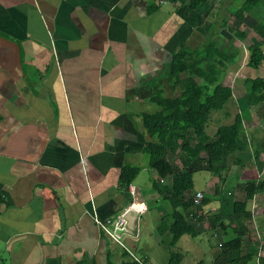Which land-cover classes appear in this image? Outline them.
<instances>
[{
  "label": "crops",
  "instance_id": "obj_1",
  "mask_svg": "<svg viewBox=\"0 0 264 264\" xmlns=\"http://www.w3.org/2000/svg\"><path fill=\"white\" fill-rule=\"evenodd\" d=\"M220 1L0 0V264H123L134 250L141 264H167L146 243L138 254L143 217L163 200L142 114L158 109L151 96L173 54L205 34ZM240 114L256 164L250 138L264 142V105ZM125 165L140 166L126 186ZM263 177L256 164L246 182ZM131 207L123 246L95 216Z\"/></svg>",
  "mask_w": 264,
  "mask_h": 264
},
{
  "label": "trees",
  "instance_id": "obj_2",
  "mask_svg": "<svg viewBox=\"0 0 264 264\" xmlns=\"http://www.w3.org/2000/svg\"><path fill=\"white\" fill-rule=\"evenodd\" d=\"M208 1L189 0V7L197 9ZM261 5H264V0H241L240 4L235 6L234 12L237 28L233 38L247 39V65L257 69L264 66V16L247 33L240 26L246 13L259 11ZM216 16L218 17L217 13ZM229 19L226 18V23ZM209 39L202 46L183 44L173 54L164 88H160L151 96V101L158 109L142 114V124L149 136L144 142V150L148 156L149 166L156 171L152 186L161 195L163 202L169 203L172 208L171 220L168 222L162 219L157 229L161 235L167 231L170 237L172 236L171 247L185 234L197 236L196 223L205 219L204 207L212 202L216 195L223 194L221 186L216 184L215 193L204 196L197 204L195 197L198 190L194 185L196 171L212 172L221 180L226 157L250 147L241 114H237L233 123L220 126L213 136L206 131L212 111L223 109L235 94L232 84L223 83L220 74L228 64L236 60L238 53ZM246 82L249 85V91L246 93L247 107L256 102L264 105V76L248 77ZM167 86L171 88L169 92L173 95L166 94ZM177 92L178 94L174 95ZM263 151L264 142L260 148L254 150L260 172L264 171ZM171 154L176 155L175 160L171 159ZM234 161L242 163L238 157H235ZM139 171L138 165L123 166L120 182L125 186L129 185ZM167 176L171 177L170 183L162 181ZM241 187L243 188L241 200L234 201L231 214L228 215L229 222L223 223L224 215L214 216L219 220L225 235L234 233L233 237L225 239L221 247L223 255L234 253L236 255L230 260L223 259L219 264H250L253 260L251 253L239 254L247 226H239L238 221L253 217L248 204L257 194L264 193V177L253 179ZM214 221H211L212 225ZM232 225L234 228L228 232L227 228ZM182 259L183 254L170 250L167 264H181ZM123 264L141 263L133 255L127 258L126 254Z\"/></svg>",
  "mask_w": 264,
  "mask_h": 264
},
{
  "label": "rangeland",
  "instance_id": "obj_3",
  "mask_svg": "<svg viewBox=\"0 0 264 264\" xmlns=\"http://www.w3.org/2000/svg\"><path fill=\"white\" fill-rule=\"evenodd\" d=\"M240 1L241 0H221L220 5L217 6L216 9L218 10L219 8V13L217 11L219 18L217 16H210L209 21H206L207 17H205V34L193 38L195 39L193 43L194 46H202L209 38H212L221 46L226 45L229 49L233 50V52L238 51V53H236V60L228 64V67L220 74L223 83L232 84L235 94L225 104L223 109L212 111L206 127V131L212 136L220 126L233 123L237 114H240L243 108L250 107H247L248 100L246 98V93L249 91V85L246 79L248 77L254 78L259 75L264 76V66L261 69H257L247 65V39L238 37L232 38L237 28L235 25L236 15H234L235 6H238ZM262 16H264V5L259 7V11L253 10L246 13V17L240 28L245 33L249 32ZM227 17L230 18L228 23L225 21ZM223 27L227 28L224 29V31L229 33L228 35L223 33ZM167 94L171 93L167 91ZM177 94L178 92L174 93V95ZM262 132H264V130H261L260 133ZM250 139L251 147H261L262 143H260L256 137L254 139L251 137ZM240 154L242 158H244V160L242 159V164L234 162L233 159L235 155L226 157L225 168L222 171L223 177L221 180L220 177L208 171L198 170L194 174V185L196 188L204 189L207 182L212 180L207 190L205 189L202 191L204 196L213 195L215 193L216 184L221 186L224 194L216 195L214 200L204 207L205 219L202 222L196 223L197 236L185 234L175 246H170L172 236L170 237L168 233L161 235L157 229L162 219L168 220V222L171 220L172 208L169 203L163 202L162 200L159 205H154L153 210L143 217L141 225V242L138 254L140 256L145 255L143 249L147 244L150 249L164 257L167 263L170 250L184 255L181 264H219L223 259H232L236 254L223 255L221 244L224 243L225 239L228 240L233 237L234 233L225 235L223 228L219 225V220L215 219L214 216L217 214L224 215V218H222L223 223L227 224L229 222L228 215L231 214L234 201L241 200L242 197L241 190L243 188L237 185L247 183L246 181L256 173L255 161H252V159L249 160L251 157L250 152L244 151ZM170 157L172 160L176 159V155L171 154ZM255 199L258 201L251 200L252 203L249 201L248 204L253 217L250 219L242 218L238 221L239 226H247L239 254L246 255L251 253L253 260L250 264H264V198L262 199V196L258 195ZM125 212L126 210L124 214ZM153 220H155L156 223H154ZM211 221H214V225L211 224ZM233 228L234 225L227 228V231L229 232ZM158 236H160V240H157ZM163 242L167 244V253L162 248Z\"/></svg>",
  "mask_w": 264,
  "mask_h": 264
},
{
  "label": "built area",
  "instance_id": "obj_4",
  "mask_svg": "<svg viewBox=\"0 0 264 264\" xmlns=\"http://www.w3.org/2000/svg\"><path fill=\"white\" fill-rule=\"evenodd\" d=\"M131 190L134 193V190L133 189ZM203 197H204L203 192L201 190H198L196 192L195 202L199 204L202 201ZM95 218L97 223L99 224L100 230L103 233H105L107 237L124 246V243L120 240L121 236L124 233L128 232L127 229L125 228L126 219L124 218V212H122V214L118 215L117 217L109 218L104 221L100 220L97 216H95ZM131 254L134 257H136L134 252L133 253L131 252Z\"/></svg>",
  "mask_w": 264,
  "mask_h": 264
},
{
  "label": "water",
  "instance_id": "obj_5",
  "mask_svg": "<svg viewBox=\"0 0 264 264\" xmlns=\"http://www.w3.org/2000/svg\"><path fill=\"white\" fill-rule=\"evenodd\" d=\"M124 218L126 219L125 228L132 231L135 230L138 214L135 212V209L133 207L127 208L124 214Z\"/></svg>",
  "mask_w": 264,
  "mask_h": 264
}]
</instances>
